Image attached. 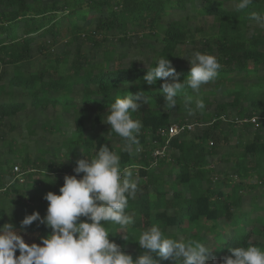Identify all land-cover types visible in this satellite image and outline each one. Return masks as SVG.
Instances as JSON below:
<instances>
[{
  "label": "trees",
  "instance_id": "16d2710c",
  "mask_svg": "<svg viewBox=\"0 0 264 264\" xmlns=\"http://www.w3.org/2000/svg\"><path fill=\"white\" fill-rule=\"evenodd\" d=\"M239 2L0 0V71L4 66L12 69L9 79L0 76V195L8 194L6 182L14 179V165L20 164L28 173L22 187L36 196L35 204L17 202L20 217H9L0 204V228L11 223L29 246H43L41 238L51 229L39 221L21 229L23 219L35 212L45 218L47 193L59 195L64 177L76 175V162L91 159L100 147L108 146L120 156L122 170L140 177V190L135 199L129 198L126 209L134 221L126 229L128 241L122 239L119 225H105L110 240L125 254L133 259L144 254L138 237L153 225L168 238L205 246L212 237L210 250L218 261L230 255V248L252 244L264 250V205L252 200L245 211L243 200L246 188L264 187V27L249 18L253 12L264 16V0H253L243 11L236 10ZM135 34L150 40L144 52L149 57L141 64L135 57L125 63ZM84 42L101 49V63H93L82 52ZM61 43L62 52L52 55ZM35 44L47 59L37 67ZM195 52L217 58L221 65L217 79L198 93L185 88L176 98V108H164L161 86L166 81L149 86L144 76L158 59L166 58L183 82ZM130 95L137 103H141L135 100L137 95L150 99L130 113L142 125L138 136L142 151L133 155L123 151L127 142L109 134L106 124L108 107ZM185 95L202 100L204 109L193 103L194 114L189 115ZM253 118L256 124L240 122ZM190 119L197 123L194 136L191 131L170 141L160 136V129ZM223 146L230 147L232 159H226L228 167L214 179L210 160ZM156 151L162 155L154 156ZM223 158L225 154L222 162ZM230 162L233 167L228 170ZM249 178L256 183L246 186ZM17 184L11 190L20 193ZM258 210L263 214L251 218ZM228 229L232 235L225 237Z\"/></svg>",
  "mask_w": 264,
  "mask_h": 264
},
{
  "label": "clouds",
  "instance_id": "9594fccd",
  "mask_svg": "<svg viewBox=\"0 0 264 264\" xmlns=\"http://www.w3.org/2000/svg\"><path fill=\"white\" fill-rule=\"evenodd\" d=\"M252 2L240 0L235 5L236 10L243 11ZM249 18L264 27V16L253 12ZM188 61L190 75L183 82H180L175 68L166 58L158 59L157 66L148 70L144 76L149 86L158 80L166 81L161 86L164 108H176V98L185 88L198 93L202 86L217 79L221 65L215 56L195 52ZM169 77L172 82H167ZM135 100L148 104L150 99L137 95ZM141 103L134 102L130 95L124 99L117 98L108 107L106 124L111 127L109 134L114 132L127 142L123 151L129 155L142 151L138 139L142 125L130 115L139 111ZM193 103L197 109L203 110L205 107L202 100L194 101L191 95H185L183 105L189 115L194 114L191 108ZM161 137L168 140L167 137ZM157 152L162 155V151H156L154 156ZM74 172L76 175L64 177L59 195L49 192L44 197L48 202L45 218L42 219L35 212L26 216L21 223V229L36 221L51 229L50 235L41 238L43 246L35 243L29 246L11 223L0 228V264H160V261H171L172 264H209L212 250L204 244L191 239L185 241L183 238H168L156 225L140 233L137 244L145 252L135 259L110 240L112 235L105 227L106 224L119 225V233H124L122 239L128 241L126 229L134 221L126 209L129 198L135 199L140 190V177L134 176L127 168L122 170L120 156L108 146L100 147L91 159L78 160ZM81 174L82 178L77 179ZM82 218L88 222H81ZM228 251L229 256L223 257L221 261L213 257L211 264H264V250L252 244L230 248Z\"/></svg>",
  "mask_w": 264,
  "mask_h": 264
},
{
  "label": "rangeland",
  "instance_id": "374dc122",
  "mask_svg": "<svg viewBox=\"0 0 264 264\" xmlns=\"http://www.w3.org/2000/svg\"><path fill=\"white\" fill-rule=\"evenodd\" d=\"M142 37H143L142 34H135V37H134L135 39L133 41L134 45L130 49V52H129L130 54H128L126 57L123 58L125 63H127V61H129L132 57H135L136 60L138 61V63H140V64L142 61L148 59L149 54L144 53V52H146L148 50V47L146 46V44L150 40L147 38L146 39L142 38ZM108 45H109V43H108ZM63 49H64L63 43H61V45L59 47H56L54 49V52H51V54L54 55V54L61 53ZM188 49H189V47L184 48V53H186V55H188V53H187ZM100 50L98 51V49L96 50V49L92 48V44L90 42L89 43L88 42L83 43L82 52L88 58H90L93 63H101L102 62L103 54L101 53ZM33 56H34L33 61H34L35 67L39 66L40 64H46V60H47L46 57L40 55L37 52V44H35V46H34ZM48 57H50V55ZM185 57L187 58V56H185ZM0 76H2L6 80L9 79L12 76V69L4 66L0 71ZM190 121L193 123L195 122L193 119H190ZM196 127L197 126H195L193 128V130H191V133H192L191 136L195 135ZM54 142L55 141L51 139V143L55 144ZM115 145H117V143H115ZM219 152L220 153L217 154V156H213L210 160L211 168L213 171V172H211V176H213L214 179L218 178L217 176L220 175L219 171H222L223 169L228 167V165H227L228 162L226 159L227 158L232 159L230 147L223 146L219 149ZM224 154H225L226 158H223V162H222L221 157ZM15 167H18L19 170L16 171ZM232 167H233V163L230 162L228 170H230ZM13 173H15V175H16L15 177L17 180H15V177H14V179H12L11 181L6 182L7 183L6 189H8L9 192H7L8 194H6V196L0 195V204H3V206L7 208L8 216L11 218L21 216V209L22 208H21V205L19 203H17L18 201H21V202L25 201L27 203V202H30V200H32V202L34 204L36 201V196L34 195V193L32 191L26 190L24 187H22L27 182V174H28L27 171L24 172L22 167L20 166V164H17V165H14ZM15 183H19L17 185L19 186L20 193L12 192L11 187L13 185H15ZM255 183H256V180L254 178H249L245 181L246 186H248L250 184H255ZM214 187H215V185H214ZM170 189L171 188H169V190ZM245 192L247 193V194H244V196H243V200L245 203L244 204V210L245 211L250 210L252 200H254L256 203H258L260 206L264 205V195H263L264 187L261 186V187L254 189V190H250V189L246 188ZM2 193H4V192L2 191L1 194ZM259 214L262 215L263 212L260 210L254 211L251 214V218H254V217L256 218L257 215H259ZM245 224L249 225L251 223L249 221H245ZM252 226L253 225H251L250 228ZM231 231H232L231 229H228L227 231H225V233H224L225 237H230L232 235ZM213 243H214V240L212 237H210L208 243H206V247H208L210 250L213 247ZM213 257H215L216 260H218V258L216 256H214L213 253H211V255L209 256V264H211Z\"/></svg>",
  "mask_w": 264,
  "mask_h": 264
},
{
  "label": "built area",
  "instance_id": "2783aa9c",
  "mask_svg": "<svg viewBox=\"0 0 264 264\" xmlns=\"http://www.w3.org/2000/svg\"><path fill=\"white\" fill-rule=\"evenodd\" d=\"M242 124L245 123H252V124H256L257 123V119L253 118V119H244L242 121H240ZM196 126V124H193L191 122H186L183 125L180 124H174L172 126H170L167 129L164 130H160V135L163 137H167L168 141H170L173 138H176L178 136L183 135L186 131H191L193 130V128ZM210 145H213V142H211ZM159 152L156 153V155H158ZM16 171L19 170L18 167H15Z\"/></svg>",
  "mask_w": 264,
  "mask_h": 264
}]
</instances>
